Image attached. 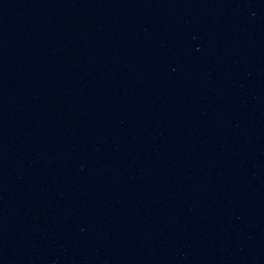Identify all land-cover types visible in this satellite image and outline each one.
I'll use <instances>...</instances> for the list:
<instances>
[{
    "label": "water",
    "instance_id": "1",
    "mask_svg": "<svg viewBox=\"0 0 264 264\" xmlns=\"http://www.w3.org/2000/svg\"><path fill=\"white\" fill-rule=\"evenodd\" d=\"M0 264H264V0H0Z\"/></svg>",
    "mask_w": 264,
    "mask_h": 264
}]
</instances>
